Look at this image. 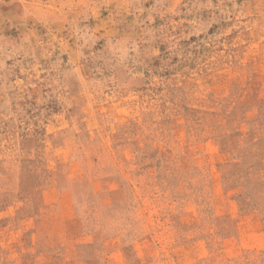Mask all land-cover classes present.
Returning a JSON list of instances; mask_svg holds the SVG:
<instances>
[{"label": "rangeland", "instance_id": "obj_1", "mask_svg": "<svg viewBox=\"0 0 264 264\" xmlns=\"http://www.w3.org/2000/svg\"><path fill=\"white\" fill-rule=\"evenodd\" d=\"M0 264H264V0H0Z\"/></svg>", "mask_w": 264, "mask_h": 264}]
</instances>
